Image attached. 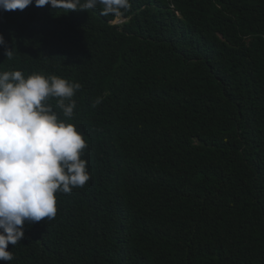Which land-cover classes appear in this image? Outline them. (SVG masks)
I'll use <instances>...</instances> for the list:
<instances>
[{"label":"trees","instance_id":"trees-1","mask_svg":"<svg viewBox=\"0 0 264 264\" xmlns=\"http://www.w3.org/2000/svg\"><path fill=\"white\" fill-rule=\"evenodd\" d=\"M130 4L0 10V72L81 85L90 175L0 264H264V0Z\"/></svg>","mask_w":264,"mask_h":264},{"label":"clouds","instance_id":"clouds-1","mask_svg":"<svg viewBox=\"0 0 264 264\" xmlns=\"http://www.w3.org/2000/svg\"><path fill=\"white\" fill-rule=\"evenodd\" d=\"M68 12L101 7L102 16L120 18L130 0H34ZM33 0H0V10H24ZM0 46L11 59L0 34ZM81 88L79 83L41 74L25 77L20 70L0 72V260L11 261L9 244L24 238L26 222L56 216V193H70L89 181L87 161L81 158L86 140L71 123L58 117L49 101L65 118H72ZM100 101L97 100L96 103Z\"/></svg>","mask_w":264,"mask_h":264},{"label":"rangeland","instance_id":"rangeland-1","mask_svg":"<svg viewBox=\"0 0 264 264\" xmlns=\"http://www.w3.org/2000/svg\"><path fill=\"white\" fill-rule=\"evenodd\" d=\"M120 20H121V18H116L114 22H118Z\"/></svg>","mask_w":264,"mask_h":264}]
</instances>
